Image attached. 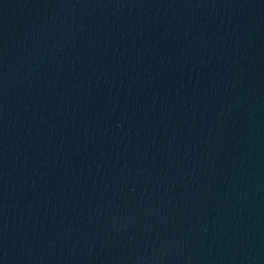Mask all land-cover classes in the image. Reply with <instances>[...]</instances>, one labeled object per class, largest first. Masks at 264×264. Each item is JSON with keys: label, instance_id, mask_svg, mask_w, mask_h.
I'll return each mask as SVG.
<instances>
[{"label": "water", "instance_id": "1", "mask_svg": "<svg viewBox=\"0 0 264 264\" xmlns=\"http://www.w3.org/2000/svg\"><path fill=\"white\" fill-rule=\"evenodd\" d=\"M0 264H264V0H0Z\"/></svg>", "mask_w": 264, "mask_h": 264}]
</instances>
